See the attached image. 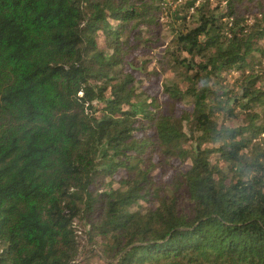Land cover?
<instances>
[{
	"label": "trees",
	"instance_id": "trees-1",
	"mask_svg": "<svg viewBox=\"0 0 264 264\" xmlns=\"http://www.w3.org/2000/svg\"><path fill=\"white\" fill-rule=\"evenodd\" d=\"M168 3L0 0V264H78L82 230L107 264H264V0L180 5L159 102L125 67Z\"/></svg>",
	"mask_w": 264,
	"mask_h": 264
},
{
	"label": "rangeland",
	"instance_id": "rangeland-1",
	"mask_svg": "<svg viewBox=\"0 0 264 264\" xmlns=\"http://www.w3.org/2000/svg\"><path fill=\"white\" fill-rule=\"evenodd\" d=\"M186 0L175 1V0H168V9L164 11V15L161 19V36L162 40L160 41V45L155 50L148 52L146 49L144 50H137L134 55L130 54L126 58V67L125 73H133L135 74L136 78L141 82L140 84V91L144 92L145 94L155 97L158 99L159 102H164L165 97L163 93V87L166 84H169L172 81H175L176 78L173 75L167 74L166 69H164L163 65L160 63V60L163 56L164 50L171 44L172 39L174 38V33L171 30L173 25V17L172 15L181 11L179 8L180 5ZM165 6V8H167ZM181 13V12H179ZM191 13H193L191 11ZM188 26L191 27V23L188 22ZM176 27V26H175ZM99 43L103 47L105 45V38L103 36L99 37ZM132 63L134 66L132 67ZM238 73L234 72L232 75L224 76L223 82L226 86H230L232 89L233 83L235 82L236 78L238 77ZM239 92V90H235V93ZM229 108H235V113L232 115L226 113H220V123L222 126L229 128V129H238L240 127H244L243 125L247 122V112L244 111L242 113L241 108L238 105L233 104V102L227 103ZM178 108L183 111H190L187 102L185 104H179ZM249 114V113H248ZM251 114H255L259 117L257 120V127L259 129L264 128V107L263 106H254ZM249 121L245 124L247 126ZM6 132V130L4 131ZM255 144L259 143L261 146V150L264 151V134L254 141ZM190 143L186 144V147H189ZM213 146H210V149ZM215 162L217 160H214ZM173 165L181 166L183 170L190 168V162H173ZM154 176L157 179H162L165 183H170L173 177V172L168 171L165 172L162 169H157L154 172ZM80 242L82 245V252L78 258V264H107L104 260L102 252L99 246H94L89 244L88 237L85 235V231H80ZM100 243V242H99ZM98 245V244H97Z\"/></svg>",
	"mask_w": 264,
	"mask_h": 264
}]
</instances>
